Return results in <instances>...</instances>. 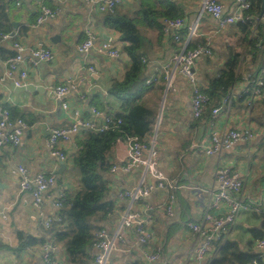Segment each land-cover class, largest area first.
Masks as SVG:
<instances>
[{
    "label": "crops",
    "instance_id": "0c3cea01",
    "mask_svg": "<svg viewBox=\"0 0 264 264\" xmlns=\"http://www.w3.org/2000/svg\"><path fill=\"white\" fill-rule=\"evenodd\" d=\"M170 1L185 12L184 37L188 39V27L198 22V36L189 40H205L213 48L211 57L198 59L195 65L199 83L206 86L208 74H215L224 66L228 47L240 45L243 37L234 24L222 28L215 18L203 12L204 0ZM218 1L224 4L225 13L233 11L234 0ZM43 6L58 10L59 16L34 26ZM142 6L141 0H123L117 12L135 18L142 36L143 58L147 65L145 75L153 81L148 89L143 88L142 96L137 100L157 111L151 138L156 139L161 169L178 188L173 211L169 213L167 193L157 187L142 199L119 197L125 189L154 184L143 168L130 173L110 170L112 195L119 207L104 228L114 234L120 227L122 214L131 208L144 216L149 214L147 229L151 241L148 245L141 244L135 227L123 229L124 239L118 243L107 264H146L144 250L155 251L157 248H161L162 255L154 264H198L193 251L200 236L188 223L200 222L209 210L218 189L217 169L222 166L245 179L243 198L248 204L223 235V240L229 242V247L235 246L239 253H260L256 241L264 236V102L260 99L250 108L246 101H239L251 83L249 74L241 68L243 78L232 91L231 103L220 105L216 117L211 112L208 121L196 119L192 106L193 89L186 79L174 73L176 90L166 91V65L181 44L174 39L173 33H164L163 18L159 19L163 34L157 25L153 27L144 20L140 15ZM0 26L11 28L7 38L0 31V100L13 109L16 118H23L28 124L20 145L0 149V264H43V244L22 248L19 233L38 239L46 236V221L56 217L60 209L55 207L54 201L61 194L74 192L78 186L71 159L79 153L80 142L84 139L81 129L70 141L60 143L68 154L63 168L61 161L64 160L54 156L48 147L50 129L70 126L74 109L80 110L84 119L94 123L95 127L103 125L110 111L118 113L121 99L111 95L109 87L115 79L124 78L131 59L125 52L121 57H110L98 51L96 46L87 53L78 50L77 45L86 38L89 28L94 32L97 44L110 41L122 52L124 46L120 32L106 13L95 12L85 0H0ZM16 40L25 46L26 58L30 56L29 49L40 42L54 51L55 59L51 62H41L37 66L26 64L29 73L26 86L33 84L44 87L45 91H16L18 86L12 80H2L5 60L16 52L13 47ZM163 74L165 88H160ZM157 78L159 81L155 80ZM61 84L71 86L65 98L69 109L64 108L63 100L55 91ZM96 99H102L106 104L102 110L94 106ZM247 128L255 134L251 143L238 141L229 149L207 153L213 132L223 135L231 129ZM127 156V141H118L113 147L112 162L122 163ZM19 165L27 166L33 175L40 172L56 175V183L45 193L40 207L35 205L29 193L20 190V177L14 172ZM213 212L218 213L217 210ZM48 243L56 247L54 253L58 262L65 263L64 245L52 240ZM218 253L219 249L213 246L201 264H209Z\"/></svg>",
    "mask_w": 264,
    "mask_h": 264
},
{
    "label": "built area",
    "instance_id": "2783aa9c",
    "mask_svg": "<svg viewBox=\"0 0 264 264\" xmlns=\"http://www.w3.org/2000/svg\"><path fill=\"white\" fill-rule=\"evenodd\" d=\"M92 9L97 13H114L123 0H85ZM251 7L250 0H234L233 11L225 13V6L218 0H204L202 11L208 13L216 19L219 26L224 28L238 21H249V16L245 12ZM59 16V11L43 6L37 18L36 25L42 24L47 18H55ZM251 22V21H250ZM187 23L182 18L164 19L163 31L166 34L173 33L174 39L181 44L179 52L175 53L171 62L166 65L167 88L166 91L176 90L173 82L174 73H178L186 79L193 89L192 106L193 115L196 119L202 117L205 112L209 96L205 93L199 83L196 72V62L198 59L206 58L213 55V49L208 44L198 45L189 48L188 44L191 37H197L198 22L193 26H189L188 39L183 38V30ZM4 37H9L4 34ZM97 50L109 55L110 57H121L122 51L115 47L110 41L97 44L96 36L91 28L86 31V38L81 41L77 48L80 52L87 53L94 47ZM15 53L5 60V72L2 80L10 79L18 87L26 86L29 73L27 63L37 66L41 62H51L55 59L54 51L40 42L36 47L29 49L30 56H24L25 46L19 41L13 43ZM173 69V71H172ZM171 71L173 73H171ZM157 81V79H155ZM154 80V81H155ZM153 80H148L151 83ZM71 86L66 84L58 85L55 91L59 98L63 100L65 109H69V104L65 98L70 93ZM245 93H249L250 98L248 107H252L257 101L264 98V75L259 74L250 86L245 89ZM226 104L231 102L230 98H225ZM100 114L97 110H94ZM220 108L213 109V117H216ZM74 120L68 127H53L50 129V135L47 140L48 147L54 156L66 161L68 154L61 148V142L70 141L73 134L78 133L82 128L94 127V123L84 119L82 112L78 109L73 110ZM111 121L107 116L102 128L107 127V123ZM28 127L27 122L23 118L13 119L10 109L0 100V149L7 146H18L22 142L24 133ZM254 131L247 129H231L223 135L216 132L212 133L210 146L207 148L208 154L216 153L222 149H229L238 141L251 143L254 139ZM155 137L150 138L149 143H144L137 138L127 139L128 156L119 164H114L111 171L121 170L124 173H130L133 170L143 168L154 180V184H140L129 189H125L119 193L120 198H129L131 200L142 199L150 195L151 189L157 187L164 190L168 196L167 209L172 213L176 202V190L178 186L170 181L160 167L159 151L156 147ZM14 172L20 177V190L22 193H29L36 206L40 207L45 193L56 183V175L54 173L40 172L33 175L30 169L25 165H19ZM216 179L218 189L215 191L209 210L204 214L200 222H189L190 229L200 236V242L194 249V258L198 264H201L206 256L211 252L214 242L223 239V235L235 224L238 216L243 208L248 207L244 201L243 191L245 187V179L240 174L233 172L229 167L222 166L217 169ZM66 199V194H61L54 201L55 207L61 208L62 202ZM151 208V206H148ZM217 210L218 213H214ZM54 219L60 220L59 217H50L46 221L47 228L50 227ZM150 221L149 214L142 215L139 211L128 208L121 217L120 227L114 234H110L106 228L96 232V241L92 246L94 251V264H107L112 252L116 249L118 243L122 242L123 229L135 227L139 234L141 244L148 245L151 241V233L147 229ZM257 249L264 256V239H260L256 243ZM56 247L51 244L43 245V264H59L57 258L52 254ZM162 250L157 248L155 251L149 249L144 250L146 264H154L161 259Z\"/></svg>",
    "mask_w": 264,
    "mask_h": 264
},
{
    "label": "trees",
    "instance_id": "16d2710c",
    "mask_svg": "<svg viewBox=\"0 0 264 264\" xmlns=\"http://www.w3.org/2000/svg\"><path fill=\"white\" fill-rule=\"evenodd\" d=\"M141 1L143 6L140 15L151 26L157 25L162 34V22L159 19L182 18L185 20L184 10L170 0ZM250 1L251 7L245 12V15L249 16V21L234 23L243 41L240 45H230L224 66L219 72L208 74L206 86L200 84L209 96V101L199 119L208 121L213 109L226 104L224 99L231 97L234 87L243 78L241 68L249 74L251 81L261 73L264 75V17L260 15L262 0ZM106 17L121 34L124 41L122 53L125 52L131 59V66L124 78L115 79L109 87V93L121 99L120 111L116 114L109 112L111 121L107 123L106 128L99 125L82 129L84 139L80 142V151L71 159V169L77 177L78 186L74 192L68 193L62 202L57 213L60 220L54 219L46 230V236L41 239L19 233L22 248L50 244L48 240L56 244L62 243L67 253L66 262L63 264H93L92 246L96 241V232L104 228L119 207L112 195L109 181V173L114 165L113 147L118 141H127L129 138H137L144 143H149L154 134L157 119L155 108L137 100L142 96L143 88L148 89V86L152 85V83L147 84L148 79L145 75L147 65L143 58L142 36L137 28V22L133 17L119 14L117 9L114 13H106ZM10 30L11 28L7 26H0V31L4 34L10 33ZM183 38H185L184 34ZM202 44L210 45L205 40L190 41L188 47ZM180 49L178 48L177 52ZM161 78L160 88H165V74ZM157 80L159 81V78ZM249 98L250 95L247 93L239 101H246L248 105ZM261 101L264 102V98ZM257 103L258 101L255 104ZM107 105L109 106V103ZM5 106L10 109L12 118L16 119L13 109L8 105ZM94 106L102 110V106L104 108L106 104L102 99H96ZM260 239H264V236L258 238ZM51 245L54 246L53 243ZM214 246L219 249V253L212 257L209 264H233L234 262L264 264V256L261 253H239L235 250V246L229 247L227 240H216ZM52 254L56 256L54 251Z\"/></svg>",
    "mask_w": 264,
    "mask_h": 264
},
{
    "label": "water",
    "instance_id": "95a60500",
    "mask_svg": "<svg viewBox=\"0 0 264 264\" xmlns=\"http://www.w3.org/2000/svg\"><path fill=\"white\" fill-rule=\"evenodd\" d=\"M262 17L264 16V0H262V4H261V14H260ZM16 91H24V90H30V91H45V88L44 87H40V86H36V85H33V84H29L27 86H23V87H16L15 88ZM84 129V128H82ZM61 164H62V167H66L65 166V161H61Z\"/></svg>",
    "mask_w": 264,
    "mask_h": 264
},
{
    "label": "bare ground",
    "instance_id": "6f19581e",
    "mask_svg": "<svg viewBox=\"0 0 264 264\" xmlns=\"http://www.w3.org/2000/svg\"><path fill=\"white\" fill-rule=\"evenodd\" d=\"M261 13V12H260ZM101 14V13H100ZM104 14V13H103ZM256 27V26H255ZM232 91V90H231ZM231 93H234V92H231Z\"/></svg>",
    "mask_w": 264,
    "mask_h": 264
}]
</instances>
